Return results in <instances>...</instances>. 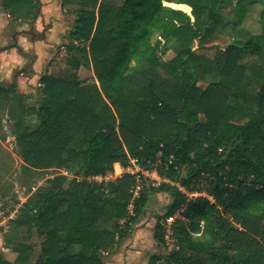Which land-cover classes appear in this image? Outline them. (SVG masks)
I'll return each mask as SVG.
<instances>
[{
  "label": "trees",
  "instance_id": "16d2710c",
  "mask_svg": "<svg viewBox=\"0 0 264 264\" xmlns=\"http://www.w3.org/2000/svg\"><path fill=\"white\" fill-rule=\"evenodd\" d=\"M16 22L34 24L40 0H2ZM261 4L259 34L242 40L248 7ZM80 0L68 50L78 68L91 60L97 82L44 74L41 102L15 104L16 136L34 177L66 168L24 202L12 220L17 253L0 264H105L135 230L150 193L170 201L156 219L183 209L175 248L148 264H264V0ZM114 21L113 26L109 23ZM223 28L233 41L213 58L199 52ZM174 51L166 59L167 52ZM249 52L256 79L243 89ZM212 78L206 85L200 81ZM0 90L8 94L10 90ZM166 94V96H164ZM156 168L150 192L135 175L107 176L131 159ZM187 168L186 173L183 169ZM188 193H198L190 197Z\"/></svg>",
  "mask_w": 264,
  "mask_h": 264
},
{
  "label": "rangeland",
  "instance_id": "374dc122",
  "mask_svg": "<svg viewBox=\"0 0 264 264\" xmlns=\"http://www.w3.org/2000/svg\"><path fill=\"white\" fill-rule=\"evenodd\" d=\"M226 1L229 2L230 6L224 9L225 21L233 19L231 8L237 0ZM40 2L41 15L35 24H30L12 20L8 11L3 8L2 0H0V47L10 41L15 30L30 29L31 25L35 26V31L39 32L43 30V27L47 28L45 40H31L30 36L25 34L19 36L20 45L35 59L32 65H28V73L24 72V68L30 58L20 54L17 48L0 53V87L10 90L8 94H4L0 90V202L3 203L2 210L5 216H8L13 210L19 195H23L27 199L39 187L46 184L45 179L47 177L60 172L59 169L51 170L47 171L45 176L34 177L27 171L21 146L16 136L18 118L16 112H13L16 110L15 104L18 102V97L12 94V89L15 88V92L23 96L26 106H31L41 102L43 85L40 78L44 74L65 76L69 72H75L83 83L97 81L90 59L83 60L77 69L69 64L70 57L77 55L75 50H68V44L71 41L70 33L75 23L74 10L80 6V0H40ZM262 10L261 4L248 7L247 16L241 25L242 34H239L242 40H246L250 34L261 32ZM114 24L115 22L111 21L109 26ZM233 36H236L234 30L223 28L199 52L213 58L219 49L226 48L233 41ZM174 55V51H169L164 57L169 59ZM241 61L248 68L245 80L240 84V87L245 89L249 82L256 79L254 71L257 59L247 52L244 53ZM210 80L212 78H205L200 81V84L206 85ZM122 169L119 163L115 164L114 175L111 179H115L122 172ZM145 170L152 171V168L148 167ZM186 171L187 168L183 169V173ZM79 177L82 176L79 175ZM154 180L150 176H143L141 178V190L149 193L151 187H157L160 183L158 184ZM33 187L36 189L34 190ZM170 199L169 194L165 192L150 193L149 203L135 230L119 246L113 247L111 253L105 254V264H148L151 255L161 254L163 257L166 251L175 248L174 239H165L166 250L163 244L154 237L156 219L165 212ZM11 222L12 220L8 221L7 225L1 229L4 237V242L0 245L1 257L3 248H10L8 241H13ZM158 264H164V260H160Z\"/></svg>",
  "mask_w": 264,
  "mask_h": 264
},
{
  "label": "built area",
  "instance_id": "2783aa9c",
  "mask_svg": "<svg viewBox=\"0 0 264 264\" xmlns=\"http://www.w3.org/2000/svg\"><path fill=\"white\" fill-rule=\"evenodd\" d=\"M122 168H123L122 172L120 174H118L117 177L122 176L124 173H130L132 175H135L139 181L145 175L150 176L153 179H155L154 181H157L158 184L161 183L162 181H168L167 179L160 177L156 168L152 169V171L145 170L141 166L140 161L136 158L131 159V163L128 167L122 166ZM59 171L60 172H58L57 174H63L69 178H78V180L82 179V177H79L76 173L70 171L69 169L62 168V169H59ZM57 174H55V175H57ZM113 175H114V171L111 172L110 175H108V176H105V177L95 176L94 179H96L98 181L109 180V179L113 178ZM139 188H140V186H137V189L135 191L136 194L138 193ZM33 189L35 190L36 187H33ZM188 194L190 195V197H192L194 195H199L198 193H188ZM25 201H26V198L23 197V195H19L17 197V202L14 204L13 210L10 212V214L8 216H5V214L2 210L3 209V203L0 202V245H2L4 242V237H3V233L1 231V229L7 225L8 221L15 219L19 215L20 209L22 208ZM183 211L184 210L181 209V210L177 211L175 214H172V215L164 218L162 225L164 227L165 239H167V240L174 239L175 223H176V220L181 217V214Z\"/></svg>",
  "mask_w": 264,
  "mask_h": 264
},
{
  "label": "flooded vegetation",
  "instance_id": "af4514ba",
  "mask_svg": "<svg viewBox=\"0 0 264 264\" xmlns=\"http://www.w3.org/2000/svg\"><path fill=\"white\" fill-rule=\"evenodd\" d=\"M22 30H27V32H22L21 34H18L16 37H14V33L16 32V30H15L14 33L12 34L11 38H10V41L7 44H5L4 46L13 44L15 42V40L17 39L18 47H13V48H17V50L19 51L20 54L30 58L27 66H25V68H24V72L28 73L29 69L27 67H28L29 64L32 65L35 62V59L33 57H31L29 55V53L26 52V50L20 45L19 36L25 34V35L30 36L31 40H37V41L45 40L46 39L47 28L43 27V30H41V32H39V31H35V26L31 25L30 29H22ZM10 49H12V48H10Z\"/></svg>",
  "mask_w": 264,
  "mask_h": 264
},
{
  "label": "crops",
  "instance_id": "0c3cea01",
  "mask_svg": "<svg viewBox=\"0 0 264 264\" xmlns=\"http://www.w3.org/2000/svg\"><path fill=\"white\" fill-rule=\"evenodd\" d=\"M116 164H118V163H116ZM3 250L4 251L2 253L3 254L2 257H3L4 260L13 262L16 259V257H17V253L16 252L12 251L10 248H3Z\"/></svg>",
  "mask_w": 264,
  "mask_h": 264
},
{
  "label": "water",
  "instance_id": "95a60500",
  "mask_svg": "<svg viewBox=\"0 0 264 264\" xmlns=\"http://www.w3.org/2000/svg\"><path fill=\"white\" fill-rule=\"evenodd\" d=\"M22 32H27V30H16V32L14 33V37H16L18 34H21ZM31 32V31H30ZM13 47H18V42H17V39L15 40V42L11 45H6V46H2L0 47V53L5 51V50H8L10 48H13Z\"/></svg>",
  "mask_w": 264,
  "mask_h": 264
}]
</instances>
